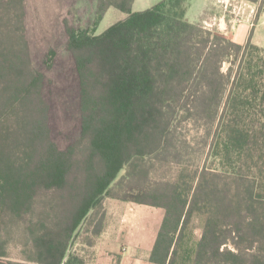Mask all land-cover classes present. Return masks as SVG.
Returning <instances> with one entry per match:
<instances>
[{
	"label": "trees",
	"instance_id": "trees-1",
	"mask_svg": "<svg viewBox=\"0 0 264 264\" xmlns=\"http://www.w3.org/2000/svg\"><path fill=\"white\" fill-rule=\"evenodd\" d=\"M134 2L97 0L92 28L64 24L81 130L61 150L26 0H0V264H88L108 199L164 210L152 263L264 264V48L189 22L187 0ZM110 8L127 18L96 35Z\"/></svg>",
	"mask_w": 264,
	"mask_h": 264
},
{
	"label": "rangeland",
	"instance_id": "rangeland-1",
	"mask_svg": "<svg viewBox=\"0 0 264 264\" xmlns=\"http://www.w3.org/2000/svg\"><path fill=\"white\" fill-rule=\"evenodd\" d=\"M161 0H135L134 12L145 11ZM202 0H190L191 20L198 13ZM97 0H26V30L34 69L44 76V97L50 106V127L53 141L61 150L71 146L80 135L79 81L72 54L68 50L67 23L74 30L93 27ZM127 14L110 8L96 27L100 35ZM213 30V29H210ZM217 31V30H216ZM228 65H225V71ZM188 138L200 140L203 130L189 125L184 130ZM194 142V141H193ZM201 218L194 217L190 226L195 239L201 236ZM76 239L75 248L84 253L86 237ZM87 252V251H86Z\"/></svg>",
	"mask_w": 264,
	"mask_h": 264
},
{
	"label": "crops",
	"instance_id": "crops-1",
	"mask_svg": "<svg viewBox=\"0 0 264 264\" xmlns=\"http://www.w3.org/2000/svg\"><path fill=\"white\" fill-rule=\"evenodd\" d=\"M187 1L189 22L217 30L238 44L251 42L264 48V3L202 0L190 20L191 4ZM105 216L104 232L89 249L88 264H155L150 256L164 220L163 209L108 199Z\"/></svg>",
	"mask_w": 264,
	"mask_h": 264
},
{
	"label": "built area",
	"instance_id": "built-area-1",
	"mask_svg": "<svg viewBox=\"0 0 264 264\" xmlns=\"http://www.w3.org/2000/svg\"><path fill=\"white\" fill-rule=\"evenodd\" d=\"M240 20L238 18H236V22H239Z\"/></svg>",
	"mask_w": 264,
	"mask_h": 264
}]
</instances>
